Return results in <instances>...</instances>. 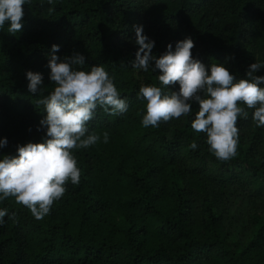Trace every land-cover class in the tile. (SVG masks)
<instances>
[{"label": "trees", "instance_id": "16d2710c", "mask_svg": "<svg viewBox=\"0 0 264 264\" xmlns=\"http://www.w3.org/2000/svg\"><path fill=\"white\" fill-rule=\"evenodd\" d=\"M23 10L21 32L0 29V158L45 138L37 101L53 90L51 54L80 53L85 71L103 66L129 107L119 115L97 108L88 128L101 141L74 150L80 183H68L49 215L36 220L13 198L0 202L8 209L0 264H264V127L251 111L239 119L237 155L227 162L191 129L195 101L193 116L145 128L137 94L160 86V73L131 65L133 26L142 25L153 55L191 38L193 58L244 79L250 64L264 65V0H31ZM27 71L42 74L41 91H28Z\"/></svg>", "mask_w": 264, "mask_h": 264}, {"label": "clouds", "instance_id": "9594fccd", "mask_svg": "<svg viewBox=\"0 0 264 264\" xmlns=\"http://www.w3.org/2000/svg\"><path fill=\"white\" fill-rule=\"evenodd\" d=\"M28 3L31 0H0V29L7 23L8 33L21 32L23 6ZM133 27L139 47L132 67L160 73V86L149 84L139 88L137 98L144 102L142 126L156 128L161 122L193 116L191 102L195 101L199 109L190 121L191 129L205 134L208 151L217 160H232L239 145L238 120L247 119L251 111L255 126L264 127V76L255 74L264 65L250 64L244 79H236L221 64L212 63L206 68L193 58L191 38L177 41L174 50L169 44L167 51L157 57L152 54L154 41L143 34V26ZM58 51L59 46L52 45V53ZM85 61L86 57L77 52L63 58L50 55L47 66L53 90L37 101L44 107L45 115L39 124L45 138L42 143L17 145V155L0 158V202L13 198L36 220L50 214L54 203L66 193L69 182L79 185L81 169L74 150L87 149L101 141V136L88 128L97 108L109 115H119L129 107L105 68L94 65L85 71ZM25 75L28 91H41L42 74L27 71ZM172 85H178V91L169 93L166 90ZM108 138L109 133L104 132L103 142L107 143ZM6 145L7 140L0 139V148ZM189 147L195 150L198 145L192 142ZM6 215L8 209H0V224ZM10 219L15 221L14 212Z\"/></svg>", "mask_w": 264, "mask_h": 264}]
</instances>
